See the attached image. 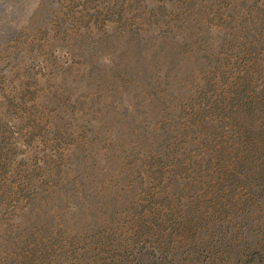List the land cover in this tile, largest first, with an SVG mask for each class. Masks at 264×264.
I'll return each instance as SVG.
<instances>
[{
    "label": "rangeland",
    "instance_id": "obj_1",
    "mask_svg": "<svg viewBox=\"0 0 264 264\" xmlns=\"http://www.w3.org/2000/svg\"><path fill=\"white\" fill-rule=\"evenodd\" d=\"M0 264H264V0H0Z\"/></svg>",
    "mask_w": 264,
    "mask_h": 264
}]
</instances>
